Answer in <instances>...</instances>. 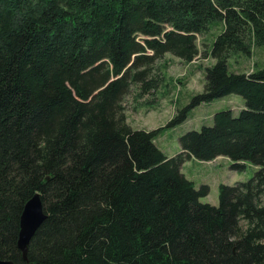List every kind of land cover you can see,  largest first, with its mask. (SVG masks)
Masks as SVG:
<instances>
[{"label": "trees", "instance_id": "16d2710c", "mask_svg": "<svg viewBox=\"0 0 264 264\" xmlns=\"http://www.w3.org/2000/svg\"><path fill=\"white\" fill-rule=\"evenodd\" d=\"M222 23L203 90L162 127L135 129L123 98L143 92L165 53L199 54L196 37ZM264 45V0H0V258L15 264H264V67L230 72L232 53ZM238 94L244 107L154 143L202 103ZM227 157L253 175L200 201L181 171ZM40 193L47 215L17 249L24 204ZM244 221V224L241 222Z\"/></svg>", "mask_w": 264, "mask_h": 264}, {"label": "rangeland", "instance_id": "374dc122", "mask_svg": "<svg viewBox=\"0 0 264 264\" xmlns=\"http://www.w3.org/2000/svg\"><path fill=\"white\" fill-rule=\"evenodd\" d=\"M222 26L221 22L214 21L209 30L196 37L199 54L193 61H183L171 53L163 54L151 67V77L159 81L157 88L143 92L140 84H131L122 104L126 122L132 129L151 130L164 126L194 94L203 90L205 68L215 61L208 52ZM226 65L230 72L239 73H250L263 68L264 45H252L249 55L243 52L232 53ZM242 101L240 95L231 93L194 106L183 122L160 129L154 143L164 155L173 156L179 150L180 135L189 130H199L203 125H212V117L217 111L230 109L238 112V108L242 107ZM229 164L230 160L221 155L211 161L192 160L184 165L183 170L187 179L193 180L197 189L201 184L209 186V193L200 198L201 202L218 205L221 183L233 185L237 181H245L256 170V167L249 163H245L240 169H232ZM241 223L244 224V221Z\"/></svg>", "mask_w": 264, "mask_h": 264}, {"label": "water", "instance_id": "95a60500", "mask_svg": "<svg viewBox=\"0 0 264 264\" xmlns=\"http://www.w3.org/2000/svg\"><path fill=\"white\" fill-rule=\"evenodd\" d=\"M43 209L40 193L36 192L24 204L23 210H21L22 213L20 215L19 231L17 235V249H19L21 253L22 261L28 262L27 247L33 235L47 217ZM0 264H15V262L11 259L0 258Z\"/></svg>", "mask_w": 264, "mask_h": 264}, {"label": "crops", "instance_id": "0c3cea01", "mask_svg": "<svg viewBox=\"0 0 264 264\" xmlns=\"http://www.w3.org/2000/svg\"><path fill=\"white\" fill-rule=\"evenodd\" d=\"M239 100V99H238ZM243 103H241L242 104V107H240V108H238V112L244 107V100L242 101ZM238 112H233V110H232V113L235 115V114H238ZM181 149H180V145H179V150H178V152L180 151ZM192 160H196V159H194V158H190L189 160H187V161H185L183 164H182V166H180L181 167V171H182V173L184 174V176H186L185 175V173H184V170H183V167H184V165H187L190 161H192ZM255 167V166H254ZM193 181V180H192Z\"/></svg>", "mask_w": 264, "mask_h": 264}]
</instances>
